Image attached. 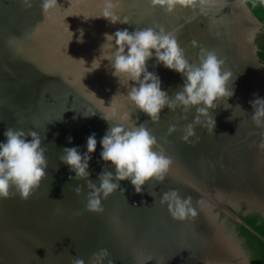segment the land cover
I'll list each match as a JSON object with an SVG mask.
<instances>
[{
  "label": "water",
  "instance_id": "1",
  "mask_svg": "<svg viewBox=\"0 0 264 264\" xmlns=\"http://www.w3.org/2000/svg\"><path fill=\"white\" fill-rule=\"evenodd\" d=\"M41 3L32 0L27 8L22 0H0V143L9 127L31 129L46 137L48 160L47 177L29 199L0 198V264H71L74 257L90 264L102 250L107 255L92 264H264V116L253 119L260 105L250 103L256 95L264 98V0H208L203 6L197 0L195 7L177 5L171 14L149 0H121L117 14L131 23L115 25L90 18L101 14L103 0H57L46 16ZM157 25L177 35L191 63L198 64L201 49H207L224 61L222 71L232 74L227 87L234 95L226 100L232 107L221 102L209 110L215 135L201 115L196 135L185 142L195 107H165L152 123L127 97L138 86L134 81L114 77L103 56L92 65L106 33ZM110 51L106 47L104 56ZM152 51L148 71L160 77L172 98L185 78L154 67ZM113 109L127 114L126 124L147 121L158 141L155 150L173 164L163 184L152 181L137 194L130 180L120 181L126 191L102 198L103 211L90 212L86 181L70 180L75 173L59 157L66 147H78L83 155L95 133L89 179L99 186L105 168L115 175L100 155L109 128L103 114L111 116ZM170 125L177 129L171 134ZM77 186L84 189L79 196L73 191ZM174 189L192 198L195 217L177 221L159 203Z\"/></svg>",
  "mask_w": 264,
  "mask_h": 264
},
{
  "label": "clouds",
  "instance_id": "2",
  "mask_svg": "<svg viewBox=\"0 0 264 264\" xmlns=\"http://www.w3.org/2000/svg\"><path fill=\"white\" fill-rule=\"evenodd\" d=\"M120 2L121 0H115V2L114 0H103L101 14L90 18H103L112 25L131 23L127 17L122 18L117 14L116 9ZM149 2L151 7H160L171 14L176 10L177 5L195 7L197 0H149ZM207 2L208 0H199L202 6ZM22 5L31 8L32 0H22ZM57 6V0H42L41 3L45 16ZM79 31L81 37L78 42L83 43V29ZM105 39L106 43L101 46L102 54L93 60L92 65L103 56V60L110 62L113 70L111 74L114 77L119 80L124 77L128 81H134L138 86L131 87L127 97L136 109L151 118L152 123L159 122L161 111L165 107L172 111L180 106L185 111H190L195 107L197 115L194 123L186 125L182 140L190 142V138L196 135L195 124L200 123L201 115L208 117L209 134L215 135L216 121L209 110L216 109L221 102L227 104L226 100L234 95V89L231 91L228 89L229 82L233 80L232 74L222 71L224 61L220 60L214 51L202 48L199 63H191L180 47L177 35L166 31L160 25L137 28L132 32L128 29L117 30L114 34L106 33ZM106 47L111 51L104 56ZM152 50H155L156 65L154 67L163 65L185 78L182 89L172 98L162 90L160 77L148 71L147 61L153 58ZM77 61L85 62L83 59ZM100 66L101 63L95 68H89L91 70L86 73L97 70ZM117 95L112 97V101ZM250 103L253 108L260 105L254 112L253 119L264 116V98L256 95ZM227 105L226 109L232 107ZM103 119L109 123V128L100 140L103 149L100 155L103 161L110 162L115 167V175L105 168L98 174L99 186L89 179L91 154L97 149L95 133L87 138V152L83 155L78 147H66L59 157L60 161L75 173L74 177H69L70 180L86 181L90 191L85 207L90 212H102V198L106 200L117 190L121 194L126 191L120 187V181L130 180L137 194H142L144 186L152 181L163 184L173 164L172 159L163 151L155 150L158 141L148 128L147 121L139 126L135 122L126 124L124 121L128 120L127 114L121 116L115 109L112 110L111 116L103 114ZM229 119H233V116ZM114 120L121 123L114 125L112 123ZM176 130L175 125H170L168 132L171 134ZM4 135L7 138L6 142L0 143V198L7 199L19 195L21 199L27 200L47 177V148L42 143L46 137L42 138L38 132L31 129L25 132L13 127L7 128ZM223 135L228 134L221 133V136ZM28 137L31 139L29 140ZM68 140L71 143L72 138L69 137ZM73 191L79 196L84 189L82 186H77ZM142 203L147 204L146 201ZM159 203L167 205L169 214L177 221H186L190 216H196V211L192 207V198L190 196L182 198L179 190L164 192ZM79 214L75 213V215ZM98 255H107V251L102 250L100 254L94 253L90 257V264L98 258ZM71 264H86V262L82 258L74 257Z\"/></svg>",
  "mask_w": 264,
  "mask_h": 264
}]
</instances>
